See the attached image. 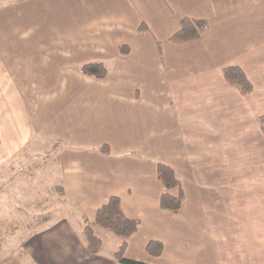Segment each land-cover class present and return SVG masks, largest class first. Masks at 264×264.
Wrapping results in <instances>:
<instances>
[{"label":"crops","instance_id":"obj_1","mask_svg":"<svg viewBox=\"0 0 264 264\" xmlns=\"http://www.w3.org/2000/svg\"><path fill=\"white\" fill-rule=\"evenodd\" d=\"M235 2L0 0V198L41 204L0 264H127L103 251L99 227L100 253L83 235L113 195L140 220L130 259L264 264V0H244L243 15L224 12ZM184 17L209 27L199 39L169 41ZM81 36L95 39L83 48ZM88 62L108 68L105 77L82 73ZM229 65L244 69L252 93L225 80ZM31 154L55 164L50 205L30 192ZM160 162L182 182L178 212L160 206ZM12 208V222L23 221ZM150 241L161 254L147 251Z\"/></svg>","mask_w":264,"mask_h":264},{"label":"trees","instance_id":"obj_2","mask_svg":"<svg viewBox=\"0 0 264 264\" xmlns=\"http://www.w3.org/2000/svg\"><path fill=\"white\" fill-rule=\"evenodd\" d=\"M141 27L144 26L142 25ZM208 27L209 22L207 19L184 17L181 20L180 28L168 40L176 43L196 40L202 36ZM127 46V44L120 46V51L125 53ZM81 71L93 78H103L107 74V69L101 62L84 63L81 66ZM222 73L225 80L230 85L235 86L242 94L247 95L253 92L254 85L242 67L229 65L222 69ZM258 123L264 133V113L258 117ZM99 152L109 155L111 152L110 146L104 144L99 148ZM157 177L165 187L160 197L161 208L170 212H178L183 204L184 192L182 182L176 170L171 165L160 162L157 164ZM171 190H174V192ZM95 227L103 228L120 238L119 248L114 254V257L118 261L127 264H147L126 256L129 239L138 231L140 220L127 215L119 196H111L96 210L93 220L88 221L83 228L87 250L92 254L100 253L103 247V240L97 235ZM2 248L3 244L0 239V254ZM146 248L149 253L154 255H159L163 251V245L155 241H150Z\"/></svg>","mask_w":264,"mask_h":264},{"label":"rangeland","instance_id":"obj_3","mask_svg":"<svg viewBox=\"0 0 264 264\" xmlns=\"http://www.w3.org/2000/svg\"><path fill=\"white\" fill-rule=\"evenodd\" d=\"M243 1L244 0H236V2L233 4H230V5L224 4L223 5L224 12H230L231 14H240V15L245 14L247 12V6ZM94 39L95 38L81 36L79 38V45L80 47H83L84 45L88 47L92 45V43L94 42ZM83 41H86V44H84ZM64 44L66 43L64 42ZM114 63H116L115 58L110 59V60L108 59L106 61V64L109 69H111L114 66ZM65 70H70V68L66 67ZM48 143L49 145L46 147L45 153L47 152V154H50L49 150L51 149V141H48ZM30 150L31 149L29 148V150H27V153ZM28 157L32 158L31 162L38 163V166L37 165L31 166V171L35 173L36 175L35 179L36 180L38 179V180L37 182H35L36 180L33 181L35 188H33L30 192H34L36 195L41 194L45 196L44 198L40 199V203L46 204L48 202V204L50 205L51 203L50 201L52 200L53 195H54L51 189V186L57 183L55 170H54L55 164H52L54 166L44 165L43 162L41 161V158L37 160L36 159L37 157H35V155L33 154H31ZM53 159L54 157H50L49 161ZM40 175L42 176V181L44 180V182L41 184H40V177H41ZM45 176H48V179L46 181L44 178ZM15 203H17V206L15 208H12L13 206H15ZM40 205L41 204H39L38 206H35L33 204H29V202H26V200L19 199V198L16 200L13 199L11 203L9 201L6 202V198H3V199L0 198V237H1L0 239L3 244L2 252L0 254L1 256L11 251L12 249L17 250L21 247L23 237L25 236V234H27L31 230L29 228L30 227L29 220H31L34 217V214H36L37 211L40 209L41 207ZM11 208L16 209L17 212L15 215L20 216L23 219V221L20 220L19 222H12L11 216L7 214V213L11 214L10 212L12 211ZM25 209L27 211L26 213L23 212ZM98 229L101 230V232H105V234H108L109 236V237L106 235L104 236L103 251L105 253L116 252L119 248V245L117 244L115 245L116 241L114 242V240H117L118 237L109 231H105V229H102L100 227Z\"/></svg>","mask_w":264,"mask_h":264}]
</instances>
